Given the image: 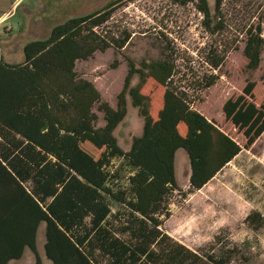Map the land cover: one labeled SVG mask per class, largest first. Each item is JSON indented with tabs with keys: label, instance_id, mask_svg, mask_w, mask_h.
I'll return each mask as SVG.
<instances>
[{
	"label": "trees",
	"instance_id": "obj_1",
	"mask_svg": "<svg viewBox=\"0 0 264 264\" xmlns=\"http://www.w3.org/2000/svg\"><path fill=\"white\" fill-rule=\"evenodd\" d=\"M122 1L53 26L47 37L22 47L21 63L0 57V264H15L26 249L40 264V225L51 264H230L237 253L236 248L193 251L163 226L175 193L198 192L261 137L264 101L253 102L255 83L247 80L240 95L224 102L225 121L244 138L240 146L193 109L188 94L173 83V61L164 57L137 64L127 59L112 108L75 66L96 52L124 48L125 32L120 39L98 32ZM169 1L192 5L206 33L222 31L223 0H214L213 16L207 0ZM263 50L261 25L249 26L243 46L247 73L258 69ZM205 63L215 73L202 78L200 90L220 78L225 54L210 49ZM134 77L137 83L131 86ZM127 97L142 128L124 151L114 131L127 114ZM94 109L102 114V127ZM179 150L190 169L185 192L175 177ZM114 160L120 164L111 172ZM122 169L124 186H111ZM243 224L257 232L264 218L252 211Z\"/></svg>",
	"mask_w": 264,
	"mask_h": 264
},
{
	"label": "rangeland",
	"instance_id": "obj_2",
	"mask_svg": "<svg viewBox=\"0 0 264 264\" xmlns=\"http://www.w3.org/2000/svg\"><path fill=\"white\" fill-rule=\"evenodd\" d=\"M114 0H0V57L11 64L23 61L22 47L47 37L50 29L65 20L89 14ZM211 15L214 0H207ZM110 21L98 29L102 34L120 39L123 32L128 42L120 51L113 47L104 53L96 52L87 61H78L77 74L92 82L102 99L112 108L122 89L127 73V59L139 63L142 59L169 58L175 65L173 83L185 91L192 107L206 119L214 121L240 146L244 138L226 122L222 106L226 100L241 94L247 80L255 83L253 102L264 101V50L258 69L247 73L243 55L245 30L261 25L264 38V0H223L220 17L222 31L206 33L202 16L192 5L184 7L169 0H124L114 7ZM210 49L225 54L220 78L200 90L201 80L214 71L205 63ZM137 83V77L131 86ZM127 114L117 126L114 136L119 146L128 151L132 138L139 136L142 120L127 97ZM97 126L104 125L102 114L94 109ZM114 160L109 170L118 168ZM176 180L185 192L188 188V162L184 155L177 157ZM189 168V167H188ZM120 173L111 186H124L127 172ZM116 206L112 208L113 211ZM169 218L163 230L174 240L196 251L215 248H236L230 264H264V227L253 232L243 224L252 211L264 218V133L251 147L242 150L237 158L200 193L187 197L175 193L171 198ZM219 240L213 241L215 235ZM44 227L38 230V250L43 256ZM18 264H34L26 249Z\"/></svg>",
	"mask_w": 264,
	"mask_h": 264
},
{
	"label": "crops",
	"instance_id": "obj_3",
	"mask_svg": "<svg viewBox=\"0 0 264 264\" xmlns=\"http://www.w3.org/2000/svg\"><path fill=\"white\" fill-rule=\"evenodd\" d=\"M182 155H184L185 156V158H186V160H187V157H186V154H185V152L184 151H182V150H179V151H177V153H176V156H175V177H176V171L178 170L177 169V157L178 156H182ZM187 162H188V160H187ZM232 163V162H231ZM231 163H229V164H231ZM228 164V165H229ZM188 167H189V164H188ZM187 167V177H186V180L188 181V178H189V173H190V169ZM227 167V166H226ZM225 167V168H226ZM224 168V169H225ZM223 169V170H224ZM222 170V171H223ZM221 171V172H222ZM220 172V173H221ZM219 173V174H220ZM219 174H217L208 184H206L201 190H199L198 192H196V193H200L201 191H203V189L205 188V187H207L214 179H216V177L219 175ZM177 181V180H176ZM178 183V182H177ZM195 194V193H194ZM193 195V194H192ZM170 214H171V212H170ZM172 216V215H171ZM171 216H170V218H171ZM165 224V223H164ZM41 226V225H40ZM43 227H44V225H43ZM38 230H39V228H38ZM166 232V231H165ZM36 242H37V245H38V232H37V239H36ZM45 243V242H44ZM184 245V244H183ZM43 246H44V244H43ZM186 246V245H185ZM188 247V246H187ZM189 248V247H188ZM189 249H191V250H193V251H196V250H194V249H192V248H189ZM26 251V250H25ZM37 251H38V255H39V258H40V264H51V262L50 261H48L47 259H46V257H45V254H44V249H43V256L41 255V253H40V251L38 250V246H37ZM25 253V252H24ZM15 264H18V262H16Z\"/></svg>",
	"mask_w": 264,
	"mask_h": 264
}]
</instances>
